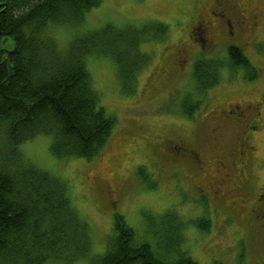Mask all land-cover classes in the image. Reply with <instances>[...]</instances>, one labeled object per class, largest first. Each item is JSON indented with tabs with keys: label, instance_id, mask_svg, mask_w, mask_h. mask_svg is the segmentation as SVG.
Instances as JSON below:
<instances>
[{
	"label": "rangeland",
	"instance_id": "374dc122",
	"mask_svg": "<svg viewBox=\"0 0 264 264\" xmlns=\"http://www.w3.org/2000/svg\"><path fill=\"white\" fill-rule=\"evenodd\" d=\"M248 3L255 10L260 8L258 14L264 16V0ZM204 8L208 12L210 7L203 0H103L99 7L85 14L82 25L50 27L49 34L66 50L75 35L99 31L107 25L138 29L156 24L167 26L163 40L150 38L140 46L150 61L138 74L133 94L122 90L126 85L110 56L94 54L85 58L101 107L116 119L111 137L96 157L58 158L50 149L51 136L37 137L19 147L30 164L67 184L72 206L89 225V258L73 264H89V259L105 253L115 214L124 217L138 243L148 244L157 257L167 262H175L185 253L198 264L264 262V230L259 226L250 229L246 223L234 220V213L229 212L220 198L201 200L196 190L201 176L199 166L180 159V169L174 177L163 176L159 171V165L172 167L165 146L179 136L180 140H189L197 153L207 157L213 153L209 141L210 115H205L207 104L229 93H235L240 102L253 103L249 99H258L264 89V26H259L252 36H244L238 23L243 13L224 5V22L217 27V37L211 38L194 29ZM217 17L215 21L219 23L222 18ZM153 34L150 31V36ZM198 42L203 49H198ZM209 42L213 44L211 50ZM232 47L241 50L252 63L256 79L249 81L243 69L232 70L227 65L226 49L233 50ZM178 50L182 52L180 59L186 57L180 64V72L175 68L173 56ZM200 58L224 63L220 83L204 94L196 86L193 73ZM157 70L162 72L161 79L155 74ZM239 133L237 128L227 130L215 151L226 153L230 170L237 168V163L228 160L227 155ZM253 146L254 156L249 152L244 156L256 165L254 170L247 168L248 174L252 169L250 181L264 188V170L260 168L264 162V126L254 134ZM204 164L212 166L209 161ZM246 187L227 191L224 200L247 198L251 188ZM207 224L208 230L204 229Z\"/></svg>",
	"mask_w": 264,
	"mask_h": 264
},
{
	"label": "trees",
	"instance_id": "16d2710c",
	"mask_svg": "<svg viewBox=\"0 0 264 264\" xmlns=\"http://www.w3.org/2000/svg\"><path fill=\"white\" fill-rule=\"evenodd\" d=\"M102 2L0 0V264H73L89 258V225L72 206L67 184L30 164L19 147L51 136L54 156L91 160L107 144L116 119L101 107L85 58L110 56L126 85L122 90L133 94L138 74L150 61L140 46L150 38L163 40L167 26L107 25L75 35L62 50L49 30L82 25L85 14ZM232 48L226 50L227 65L243 69L249 81L256 79L252 63ZM223 66L216 59L196 61L194 79L202 94L220 83ZM89 264L198 263L186 253L175 262L160 259L148 244L138 243L124 217L115 214L105 253Z\"/></svg>",
	"mask_w": 264,
	"mask_h": 264
},
{
	"label": "flooded vegetation",
	"instance_id": "af4514ba",
	"mask_svg": "<svg viewBox=\"0 0 264 264\" xmlns=\"http://www.w3.org/2000/svg\"><path fill=\"white\" fill-rule=\"evenodd\" d=\"M248 1L250 0H203V2H208L210 8L208 12L204 8L207 13H204V10L200 11L201 19H199L194 29L196 32L204 31V34L211 38L217 37V27L225 19L224 5H228L243 13L240 16V21H238L239 27L242 29L244 36H252L259 26H264V16H259L260 14L258 13H261V11L259 12L260 8H257V10L251 8V4ZM262 7L264 8V5ZM214 12H217V15H214ZM217 16L222 18L219 23L215 21L218 18ZM251 25L255 26L252 27ZM228 26L232 27L230 23ZM198 44V49H203V44L199 42ZM208 44V48L211 50L213 44L212 42ZM181 54L182 52L178 50L173 55L175 68L179 72L180 64L186 60V57L180 59ZM155 74L159 79L163 76L160 70H157ZM239 100L240 98L235 93H229L221 96L216 102H211L205 106V115H210L211 129L209 134L210 140H208L210 141V145L213 146V153L208 154V157L197 153L191 148L189 140L185 138L180 140L179 136L175 140L167 141V145L165 146V151L170 158L172 167L159 165V171L163 176L174 177L176 170L180 169V159L191 160L199 166L201 176L196 183V190L200 193L201 200L210 202L214 198H220L229 212L232 215L234 213V217H232L234 220L246 223L250 229L259 226L264 230V188H262V185L258 186L260 187L258 188L250 181L251 173L254 172L253 170L256 165L246 160L247 155L244 157L246 152L254 156V134L264 126V120H262V115L264 116L262 111L264 108V89L258 95V99H249L254 100L253 103L249 101L246 103L244 101L240 102ZM253 125H257V128L252 130L251 127ZM233 128L240 130V133L236 137V142L233 148H231L230 154L228 153L227 155L228 160L234 159L237 163V168L230 170L225 160L227 159L226 153H216L215 151H217L220 142H222L223 134ZM207 161L212 166L204 164ZM206 166H208L207 169ZM248 167L253 168L250 171V175L248 174ZM260 168L264 170V162H261ZM208 170L209 174H207ZM219 171L222 173L219 174ZM250 183L252 184L250 185ZM247 185L251 188V194L247 198L243 196L244 198H238L236 201L231 202L224 200L227 191L236 192L242 186L246 187ZM252 239L254 240V237ZM248 251H250L249 245ZM260 264H264V262L261 261Z\"/></svg>",
	"mask_w": 264,
	"mask_h": 264
}]
</instances>
